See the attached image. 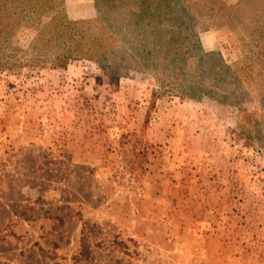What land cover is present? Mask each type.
<instances>
[{
	"label": "rangeland",
	"instance_id": "obj_1",
	"mask_svg": "<svg viewBox=\"0 0 264 264\" xmlns=\"http://www.w3.org/2000/svg\"><path fill=\"white\" fill-rule=\"evenodd\" d=\"M185 1L199 25L216 24L205 0ZM208 2L239 27L202 32L213 57L196 51L179 82L156 70L111 78L88 59L54 68L33 49L36 26L60 9L94 19L96 0L54 1L10 38L0 264H264V73L258 40L239 31L264 28V0ZM210 63L203 96L189 97Z\"/></svg>",
	"mask_w": 264,
	"mask_h": 264
},
{
	"label": "trees",
	"instance_id": "obj_2",
	"mask_svg": "<svg viewBox=\"0 0 264 264\" xmlns=\"http://www.w3.org/2000/svg\"><path fill=\"white\" fill-rule=\"evenodd\" d=\"M57 0H0V51L7 49L10 38L19 28L35 26L34 20L53 9ZM62 5L64 0H58ZM208 5L207 24H198V17L185 0H96L98 15L94 19L70 20L60 9L49 23L39 24L33 49L40 55L52 57L54 68H66L70 61L88 59L96 62L111 78L126 75L131 70H156L169 79L181 81L190 60L199 52L204 54L199 36L211 27L238 29L235 12L219 6V16L214 13L216 4ZM215 23V22H214ZM242 33L256 38L260 46L257 63L264 73V28L242 26ZM221 66L234 76L232 66L219 58ZM11 62L0 59V71L11 69ZM204 76L191 82L188 96H203V79L215 74V65L208 64ZM238 75V74H237ZM196 93V94H195ZM252 146L253 142L249 143ZM85 254L86 251L84 250ZM88 256V253H86Z\"/></svg>",
	"mask_w": 264,
	"mask_h": 264
},
{
	"label": "crops",
	"instance_id": "obj_3",
	"mask_svg": "<svg viewBox=\"0 0 264 264\" xmlns=\"http://www.w3.org/2000/svg\"><path fill=\"white\" fill-rule=\"evenodd\" d=\"M92 2H94V0H91ZM92 15H88V16H86V15H81L80 17L81 18H84V17H91Z\"/></svg>",
	"mask_w": 264,
	"mask_h": 264
}]
</instances>
